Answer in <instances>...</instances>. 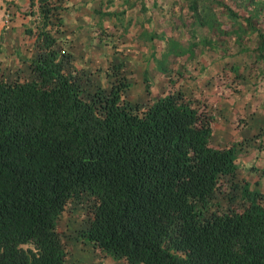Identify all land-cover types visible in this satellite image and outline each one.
I'll use <instances>...</instances> for the list:
<instances>
[{"label":"trees","instance_id":"obj_1","mask_svg":"<svg viewBox=\"0 0 264 264\" xmlns=\"http://www.w3.org/2000/svg\"><path fill=\"white\" fill-rule=\"evenodd\" d=\"M37 6L29 74L0 73V264H66L56 220L82 196L92 203L84 239L126 264H264V193L242 185L240 202H212L243 147L213 146L207 113L181 90L131 104L120 65L108 89L87 90L54 34L64 7ZM188 9L217 43L257 36L250 61L264 77V32L250 17L223 0H189ZM196 45L169 48L182 56Z\"/></svg>","mask_w":264,"mask_h":264},{"label":"rangeland","instance_id":"obj_2","mask_svg":"<svg viewBox=\"0 0 264 264\" xmlns=\"http://www.w3.org/2000/svg\"><path fill=\"white\" fill-rule=\"evenodd\" d=\"M29 1L0 0V73L9 78L27 76L28 59L38 52L35 34L29 33L39 21L37 0H32L34 6ZM55 1L64 7L60 12L64 24L54 34L59 43L65 40L69 67L82 86L90 91L108 89L113 70L120 65L119 77L130 83L125 96L131 104L145 105L168 90L183 91L207 113L213 146L243 147L234 176L221 181L212 202H240L242 185L264 193V77L250 61L259 51L257 36H227L217 43L214 30L193 26L189 0ZM223 1L264 32V0ZM204 36L208 44L202 42ZM170 40L197 45L192 54L178 56L170 52ZM159 62L167 70H159ZM233 63L239 64L240 73L244 67L251 71L236 76L229 67ZM91 205L82 196L57 217L65 263L126 264L84 239Z\"/></svg>","mask_w":264,"mask_h":264},{"label":"crops","instance_id":"obj_3","mask_svg":"<svg viewBox=\"0 0 264 264\" xmlns=\"http://www.w3.org/2000/svg\"><path fill=\"white\" fill-rule=\"evenodd\" d=\"M11 19H14V17L13 18L11 17Z\"/></svg>","mask_w":264,"mask_h":264}]
</instances>
